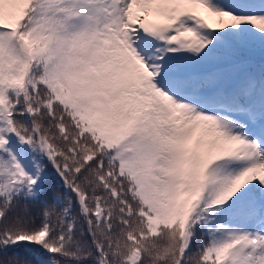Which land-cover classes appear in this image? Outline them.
<instances>
[{
  "label": "snow or ice",
  "instance_id": "6c2138e0",
  "mask_svg": "<svg viewBox=\"0 0 264 264\" xmlns=\"http://www.w3.org/2000/svg\"><path fill=\"white\" fill-rule=\"evenodd\" d=\"M0 264H264V0H0Z\"/></svg>",
  "mask_w": 264,
  "mask_h": 264
}]
</instances>
